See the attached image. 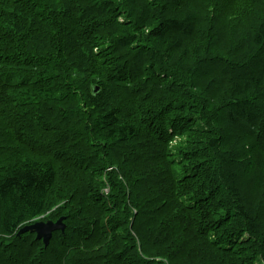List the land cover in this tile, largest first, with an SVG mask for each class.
Masks as SVG:
<instances>
[{
  "label": "trees",
  "instance_id": "1",
  "mask_svg": "<svg viewBox=\"0 0 264 264\" xmlns=\"http://www.w3.org/2000/svg\"><path fill=\"white\" fill-rule=\"evenodd\" d=\"M0 264H264V0H0Z\"/></svg>",
  "mask_w": 264,
  "mask_h": 264
},
{
  "label": "water",
  "instance_id": "2",
  "mask_svg": "<svg viewBox=\"0 0 264 264\" xmlns=\"http://www.w3.org/2000/svg\"><path fill=\"white\" fill-rule=\"evenodd\" d=\"M63 220L60 219L58 222L54 223L52 221L47 222H37L32 225L25 226L19 233L22 235L27 232L36 233L37 239L44 240L46 246L49 245L52 233L56 230H64Z\"/></svg>",
  "mask_w": 264,
  "mask_h": 264
}]
</instances>
